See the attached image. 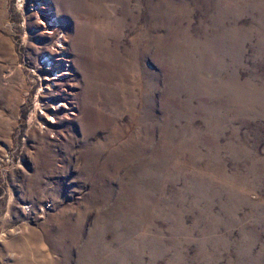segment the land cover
Listing matches in <instances>:
<instances>
[{"label":"rangeland","instance_id":"obj_1","mask_svg":"<svg viewBox=\"0 0 264 264\" xmlns=\"http://www.w3.org/2000/svg\"><path fill=\"white\" fill-rule=\"evenodd\" d=\"M0 0V264H264V0Z\"/></svg>","mask_w":264,"mask_h":264},{"label":"bare ground","instance_id":"obj_2","mask_svg":"<svg viewBox=\"0 0 264 264\" xmlns=\"http://www.w3.org/2000/svg\"><path fill=\"white\" fill-rule=\"evenodd\" d=\"M37 3H38V4H41V2H40L39 0L37 1Z\"/></svg>","mask_w":264,"mask_h":264}]
</instances>
